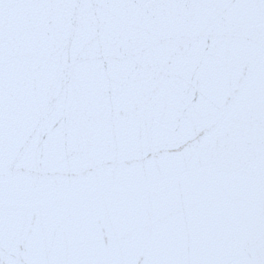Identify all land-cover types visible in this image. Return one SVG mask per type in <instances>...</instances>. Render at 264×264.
I'll return each instance as SVG.
<instances>
[{
  "label": "snow or ice",
  "instance_id": "snow-or-ice-1",
  "mask_svg": "<svg viewBox=\"0 0 264 264\" xmlns=\"http://www.w3.org/2000/svg\"><path fill=\"white\" fill-rule=\"evenodd\" d=\"M0 264H264V0H0Z\"/></svg>",
  "mask_w": 264,
  "mask_h": 264
}]
</instances>
